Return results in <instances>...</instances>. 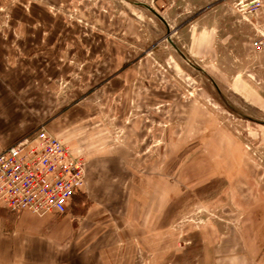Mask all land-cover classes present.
I'll use <instances>...</instances> for the list:
<instances>
[{"label":"rangeland","instance_id":"374dc122","mask_svg":"<svg viewBox=\"0 0 264 264\" xmlns=\"http://www.w3.org/2000/svg\"><path fill=\"white\" fill-rule=\"evenodd\" d=\"M20 13H47L60 31L70 70L57 93L78 89L99 60L129 57L117 71L130 78L129 112L103 103L107 82L68 102L99 109L81 133L114 148L129 137L140 148L124 164L126 184L144 173L137 163L144 160L172 195L160 206L165 223L158 208L150 229L135 197L115 210L107 191L87 201L102 208L103 221H124L118 244L128 251L117 264H209V248L238 236L241 264H264V0H0V30L11 45L21 38ZM138 125L143 131L129 133ZM234 257L219 254L213 264Z\"/></svg>","mask_w":264,"mask_h":264},{"label":"crops","instance_id":"0c3cea01","mask_svg":"<svg viewBox=\"0 0 264 264\" xmlns=\"http://www.w3.org/2000/svg\"><path fill=\"white\" fill-rule=\"evenodd\" d=\"M18 19L23 21V28L18 30L21 38L17 45H11V34L0 30V152L45 126L73 150L86 155V185L74 196L68 211L61 214L13 213L0 203V264H117L119 251H128L118 244V229L124 227V221H103L102 208L90 206L87 201H93L94 194L96 197L108 192L114 203L110 210H115L120 203L124 204L125 196L135 197L143 214L141 225L150 229L149 214L157 213L163 202L166 206L172 195L156 166L144 160L137 162L141 163L144 173L135 175L126 184L124 164L140 148L129 137L125 147L114 148L105 147L99 136L89 138L87 133H81L78 129L85 124L86 115L95 118L94 112L99 109L94 103L69 105L68 102L79 101L83 92L90 93L94 87L107 82L103 103L111 112H129L127 82L130 78L128 74L117 76L118 69L129 57L114 55L112 59L110 55L107 66H102L99 60L92 78H84L76 90L57 93L56 81L67 78L70 70L61 60L65 46L61 43L60 31L51 28L47 13H20ZM34 21H42L43 26L29 28V22ZM141 127L134 126L129 133L140 131ZM166 214L164 207L159 212L160 223H165ZM238 238L226 239L221 249L209 248V264H213L215 256L230 252L236 256L232 264H241V237ZM165 245L166 241L160 244L163 248Z\"/></svg>","mask_w":264,"mask_h":264},{"label":"built area","instance_id":"2783aa9c","mask_svg":"<svg viewBox=\"0 0 264 264\" xmlns=\"http://www.w3.org/2000/svg\"><path fill=\"white\" fill-rule=\"evenodd\" d=\"M85 156L45 126L0 152V203L43 216L68 211L86 185Z\"/></svg>","mask_w":264,"mask_h":264}]
</instances>
